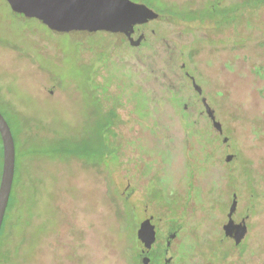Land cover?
<instances>
[{
	"label": "rangeland",
	"instance_id": "374dc122",
	"mask_svg": "<svg viewBox=\"0 0 264 264\" xmlns=\"http://www.w3.org/2000/svg\"><path fill=\"white\" fill-rule=\"evenodd\" d=\"M217 28L158 16L132 45L0 0V109L17 149L0 264H149L159 247L157 264H264V8ZM81 146L96 163L55 154ZM234 199L239 244L224 230Z\"/></svg>",
	"mask_w": 264,
	"mask_h": 264
},
{
	"label": "water",
	"instance_id": "95a60500",
	"mask_svg": "<svg viewBox=\"0 0 264 264\" xmlns=\"http://www.w3.org/2000/svg\"><path fill=\"white\" fill-rule=\"evenodd\" d=\"M13 7L24 16L38 17L56 32H68L83 38L98 30L114 33L119 42L129 40L138 45L141 39H132L135 24L146 23L158 17L155 10L144 3L133 0H9ZM196 88L195 81H193ZM208 114L215 127L223 132L221 123L215 119L207 105ZM0 111V135L3 145V168L0 181V231L7 211L16 170V145L11 126ZM236 199L230 207L228 222L224 225L225 234L236 239L239 244L247 232L245 220L236 223L233 214ZM156 225L143 228L141 241L150 245L154 239Z\"/></svg>",
	"mask_w": 264,
	"mask_h": 264
},
{
	"label": "trees",
	"instance_id": "16d2710c",
	"mask_svg": "<svg viewBox=\"0 0 264 264\" xmlns=\"http://www.w3.org/2000/svg\"><path fill=\"white\" fill-rule=\"evenodd\" d=\"M134 1L146 4L147 6L155 10L158 16H163L170 20L183 22L189 27L196 28V29H207V28L210 29L211 26L213 25L218 28L222 27L225 24L230 25L235 22L237 17L242 16V15L244 16L246 11H248L249 13H253L260 8H264V0H242L241 2H238L233 5H224L222 3V0H209L208 3L204 7H200V8H192V7L179 8V7L170 5V4H166L162 2L161 0H134ZM32 17H35V16H32ZM35 18H38V17H35ZM0 111L6 117L5 113L1 109ZM6 119H7L6 121L9 120L7 117ZM8 122L10 124V121ZM10 126L12 129L11 124ZM12 132H13V129H12ZM13 135H14V132H13ZM14 139H15V136H14ZM15 145H16V140H15ZM92 152L93 150H91V148H88V147L85 148L81 146L80 148H68V147L59 148L55 154L61 159L63 158L69 159V157H76L80 159L86 165L88 163H96V161L90 159V155ZM40 153L41 152L37 148H35L31 150L28 149L25 152V155L27 158L31 157L35 160L38 158L37 155H40ZM0 157H1V166H0V181H1L2 168H3V145H2L1 135H0ZM96 165L97 164H95V167ZM15 175H16V170H15ZM14 180H15V176H14ZM13 190H14V183H13L12 191ZM9 205H10V199H9L8 206ZM176 222H177L176 220H172L173 228L171 227L172 230L170 231L167 239L176 235L177 230H178V227H176L177 226ZM5 223H6V214H5L3 224L1 227V231H0V241L3 238L4 232L6 230ZM174 227H176V229ZM162 252H163V247L157 248L156 252H154V248H153V255H154V258L152 260L153 264H157L158 262L160 263V259L163 254ZM136 257L137 256L133 257L134 258L133 264H134V261L137 260ZM130 264H132V261Z\"/></svg>",
	"mask_w": 264,
	"mask_h": 264
},
{
	"label": "flooded vegetation",
	"instance_id": "af4514ba",
	"mask_svg": "<svg viewBox=\"0 0 264 264\" xmlns=\"http://www.w3.org/2000/svg\"><path fill=\"white\" fill-rule=\"evenodd\" d=\"M28 17H30V16L28 15ZM150 22H153V20H150L149 22H146V23L135 24L134 31H133V33L131 35L132 36V39L133 40H136V37H137V39H139V38L141 39V42L144 41L146 39L147 29L144 30L143 27L146 26V25H148ZM127 43H131V42L128 40ZM154 224L156 225V228H157L158 225H157V221L156 220L154 221ZM157 230H158V228H157ZM153 258H152V260H153ZM148 260H149V258H148ZM152 260H151V262H152ZM141 261L143 262L144 259L141 258ZM151 262L149 264H153Z\"/></svg>",
	"mask_w": 264,
	"mask_h": 264
}]
</instances>
